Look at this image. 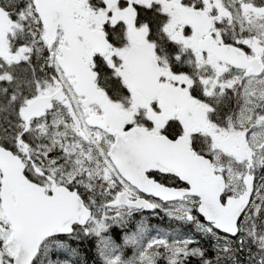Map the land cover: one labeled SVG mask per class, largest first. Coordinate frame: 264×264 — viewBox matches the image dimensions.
<instances>
[{"label":"snow or ice","instance_id":"obj_1","mask_svg":"<svg viewBox=\"0 0 264 264\" xmlns=\"http://www.w3.org/2000/svg\"><path fill=\"white\" fill-rule=\"evenodd\" d=\"M0 264H264V0H0Z\"/></svg>","mask_w":264,"mask_h":264}]
</instances>
